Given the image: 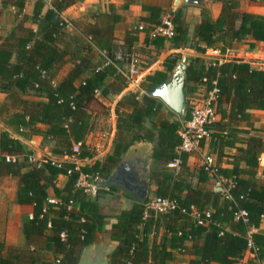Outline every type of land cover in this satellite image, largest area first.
Returning a JSON list of instances; mask_svg holds the SVG:
<instances>
[{
    "label": "trees",
    "instance_id": "trees-1",
    "mask_svg": "<svg viewBox=\"0 0 264 264\" xmlns=\"http://www.w3.org/2000/svg\"><path fill=\"white\" fill-rule=\"evenodd\" d=\"M76 1L54 0V7L43 15L44 3L38 0L33 14V21L39 25L36 31L25 25L23 11L26 0H3L4 7L11 3L21 18L9 35H0V90L8 91L10 99L1 112H7L8 125L21 132L28 130L31 134H39L45 140H55L56 154L93 160L96 152L87 145L86 135L92 118L90 106L97 99L95 90L101 89L102 97L111 94L120 97L113 152L103 159L83 164L80 170H75L76 164L71 161L62 167L50 163L41 167L30 165L27 161L31 152L25 150L21 140L10 136L7 131L1 133L0 176H18L17 201L33 206L34 217L25 221L24 233L32 240L45 237V246L41 249L53 253V257L48 259L39 250L35 251L38 256L32 254L30 264L37 261L40 264H77L83 248L102 239V236L118 243L111 255V264H180L176 261L175 251L189 256L191 264H238L249 249L250 240L258 248L256 257L263 259L264 233H249V227L242 220L235 219V212L247 210L248 218L255 226H259L264 217V181L256 179L264 141L255 135L238 137L240 122L251 119L250 110L264 109V69L252 67L250 62L242 59L207 66L202 56L190 58L189 92L197 91L206 76L210 80L217 79L220 87L218 111L221 118L209 125L212 147H219L220 156L226 147L235 148V152L228 155L232 158L229 161L231 167H223L218 161L219 174L234 182L231 197L209 187L210 176L202 166L198 169L199 184L194 187L189 181L194 173L187 163L188 153L181 155L182 169L178 174L167 168V164L178 156L176 147L181 142L179 130L183 121L178 115L172 118L171 110H167L157 97L144 94L137 99L136 93L122 95L126 78L118 67L123 68V61L115 59L116 50L119 45L125 52L134 49L141 30L138 27L126 30L123 42L118 43L115 26L121 15L113 6L110 12H92L66 21L62 12ZM221 1L223 8L217 19L211 17L209 9L203 8V18L195 26L190 45L189 28L183 19L182 8L171 10L176 26L175 36L170 40L174 47L189 46L204 54L209 48L224 50L245 35L264 40V16L240 11L237 0ZM143 9L146 14L141 20L148 30L161 22V6L144 4ZM70 24L78 36L70 34ZM166 41L162 36L146 38L147 44L157 47H163ZM220 43H223L222 47ZM99 51H104L112 62H106V57L100 56ZM15 55L17 58L13 60ZM181 55L175 53L167 57V71L147 75L142 88L148 92L160 84ZM70 60L72 67L57 79L60 70ZM55 78L58 80L56 86L52 83ZM188 102L186 119L192 107L190 100ZM38 124H44L45 128L38 127ZM143 139L156 144L152 166L155 195L175 198L181 208L163 215L151 213L144 218L145 203L139 202L122 186L110 184V190L101 189L99 195L120 196L121 193L134 202L128 208L116 207L115 213H105L98 195L93 197L76 188L80 171L107 177L128 147ZM75 142H81L79 152L73 150ZM24 153L25 159L20 161L18 156ZM7 154L17 159L8 160ZM61 174L68 176L62 187L57 184ZM52 195L59 198V203L47 202ZM191 205L202 210L210 209L209 223L199 225L181 210ZM110 218L116 221L110 224ZM161 226L165 227V233L158 241L157 233ZM62 232L66 233L65 237ZM152 233L154 239L150 242ZM187 241L191 244L188 245ZM3 247L0 242V264H18L13 259L20 255L12 256L13 259L4 256L1 253Z\"/></svg>",
    "mask_w": 264,
    "mask_h": 264
},
{
    "label": "crops",
    "instance_id": "crops-1",
    "mask_svg": "<svg viewBox=\"0 0 264 264\" xmlns=\"http://www.w3.org/2000/svg\"><path fill=\"white\" fill-rule=\"evenodd\" d=\"M38 0H26L23 14L26 16L25 25L38 30L39 25L33 21L34 9ZM44 3V8L42 14L45 15L50 9H52L54 0H42ZM175 1V0H174ZM144 4L159 5L163 8V12L169 11L167 0H77L75 4L67 8L62 12V16L68 20H74L80 18L83 15H87L92 12H110L113 6L117 13L121 15V20L117 22L115 26V37L118 43L123 42L125 32L128 29H134L142 24L141 17L146 14L143 9ZM174 6H172V9ZM183 11V19L188 25L189 34L188 42L189 45L192 43L194 38V29L197 23L201 22L203 18V7L195 5H183L181 6ZM223 8V2L220 0H212L211 7L207 8L210 10L211 17L217 19ZM171 9V10H172ZM242 12H248L256 15L264 16V0H241L239 2V8ZM19 16L17 15V8L9 3L4 7L3 0H0V35L7 36L13 30L16 29L18 23L20 22ZM240 25V20L237 22V27ZM69 29V28H68ZM72 36H78L76 30H69ZM150 36L148 29L141 31L139 33V41L136 48L141 54V65L144 69L145 77L149 74H154L157 71H167L165 66V60L167 57L174 55L175 53L185 54L187 58L202 56L206 60H212L216 62H223L232 59H242L250 62L252 67L263 68L264 69V40L256 39L252 35H245L242 39L236 41L231 46H227L224 50L218 48H209L206 53L200 54L195 49L187 46L185 48H176L170 40L165 42L163 47H157L154 44H147L146 38ZM220 47L223 43L219 44ZM100 56L103 58L106 55L99 51ZM181 55V56H182ZM16 55L13 60H16ZM107 59V57H106ZM107 62V60H106ZM72 67L71 60L60 70L57 75V79L62 78ZM120 68V66H118ZM123 67L126 70V65L123 63ZM83 77L78 81L81 82ZM145 79V78H144ZM200 88L197 91L189 92V98L191 95H199ZM127 93V92H125ZM124 93V94H125ZM123 95V93H122ZM100 99H108L106 97L97 96ZM119 100V96H117ZM10 102L9 92L5 90H0V135L3 131H7L10 136L21 140L25 146V150H30V155L34 157L33 162L28 159L27 163L36 166V161L43 156H50L59 159H67L66 156H61L54 152V148L57 145L55 140L47 139L45 140L39 134H31V132L23 131L12 127L7 124V112H1L2 108ZM14 108L11 107V110ZM114 111V110H113ZM251 119L249 122L241 121L239 127L244 128L249 131L248 136L255 135L259 136L264 141V109H252ZM92 113V112H91ZM93 117V113H92ZM221 118V116H220ZM92 120V118H91ZM38 127L45 128L44 124H38ZM247 131V132H248ZM94 133L91 131L86 135L87 145L96 152L94 159L105 158L108 154L112 153L110 148L106 152H98L95 146L100 145L99 142L92 141ZM237 145H245L237 143ZM210 147H212V139L208 138L202 141L199 150L195 151L188 156V166L190 170L194 173V177L198 179V169L201 167V158L204 153H211ZM231 150L230 154L235 152V148H229ZM212 154V153H211ZM217 158V157H216ZM20 161L25 159V153L18 156ZM93 159V160H94ZM232 158L229 157L228 160L221 162L223 167H231L229 162ZM69 160V159H68ZM74 160V159H72ZM79 160V159H78ZM91 159H82L80 162L82 164L91 163ZM264 169V152L261 154L260 166L256 174V179L258 181H264L263 175ZM27 167L24 168V171ZM197 171V172H196ZM68 176L61 174L58 176L57 184L59 186H64L67 182ZM210 183H215L212 178L209 180ZM199 184V180H198ZM197 187V186H194ZM19 188V177L13 175H3L0 176V242L4 244L2 255L8 256L13 259L12 256L20 255L19 258H14L13 261L18 264H30L32 261L31 255L35 254L38 256V251L45 257H53L52 251L43 250L42 247L45 246V237L39 239H28L24 233V223L29 218V214L33 212V206L29 204H21L17 201V192ZM156 189V188H155ZM112 195V194H108ZM155 195V194H154ZM151 196V195H150ZM117 200L120 201L118 207L128 208L130 207L134 200L126 195L120 193L117 196ZM116 221L112 218L110 224ZM110 224L107 226L110 227ZM226 228L227 225H225ZM257 232H264V219L261 221ZM165 233V227L161 226L159 232L157 233V240L160 241ZM154 239V234H150L149 240L152 242ZM99 241V240H98ZM188 245L191 244L190 241L186 242ZM176 261L180 264H191L189 263V256L175 251ZM37 261L34 264H40ZM33 264V263H32ZM238 264H264V258L258 259L250 250H247L244 257Z\"/></svg>",
    "mask_w": 264,
    "mask_h": 264
},
{
    "label": "built area",
    "instance_id": "built-area-1",
    "mask_svg": "<svg viewBox=\"0 0 264 264\" xmlns=\"http://www.w3.org/2000/svg\"><path fill=\"white\" fill-rule=\"evenodd\" d=\"M65 19L66 21H69L67 18ZM70 26L71 24L69 27ZM138 28L139 30L143 31L147 28V26L146 24L142 23L138 26ZM148 32L151 37L162 36L167 40H171L176 33L173 13L171 11L162 13L161 22L152 25ZM102 52L105 54L104 51ZM115 59L123 61V63L126 65V70L124 67L119 68L126 78V87L122 93H136L137 99H141L144 94H148V92H146L141 86L145 78V73L141 65L140 51L135 47L130 52H125L124 48L119 45L116 50ZM107 62H112V60L107 57ZM205 63L207 66H210L215 64L216 61L206 60ZM43 75H46L45 71L43 72ZM202 81L203 82L200 85V91L199 95H197L196 101H192L191 98H189L192 104L191 113L189 118L183 121L179 130L181 142L176 147L178 156L167 164V168L176 174H178L182 169L181 155L183 153L192 154L199 150L202 141L211 138L212 130L209 128V125L219 120L221 116L218 111V98L220 93L218 80H210L206 76L202 79ZM52 83L54 86H56L58 80L55 78L52 80ZM95 94L96 96H101V89L97 88L95 90ZM60 102H63V99H61ZM71 105L73 108H75L74 102H72ZM66 127H69V125L66 124ZM80 146L81 142H75L73 144L74 152H79ZM6 157L8 160L15 161L17 159L16 156H11L9 154H7ZM66 158L67 159H59L50 156H43L38 159V161H36V166L41 167L44 164L50 163L52 165L62 167L64 163L71 161L76 164L75 170H80V167L83 165L82 162H80L81 159L78 160L76 156H66ZM29 160L33 162L34 157L29 155ZM201 160V166L205 169V171L208 172L210 178L213 179L216 184V188H219L221 191H223L227 197H231L230 190L234 186V182L232 179L219 174V166L216 156L211 153H204ZM259 161H261V156L259 157ZM71 172L72 170H69V173ZM100 178H102V176L99 174L94 175L80 171L75 186L76 188L82 189L94 197L99 194L101 189L106 191L110 190L108 185H98V180ZM59 201L60 200L58 197L52 195L48 198L47 202L49 204H57ZM180 208V203L175 198L151 195L145 201L144 218L149 217L151 213L163 215ZM181 210L188 213L199 225H206L209 223L212 215V211L210 209L202 210L196 205H191L189 208H182ZM29 217L33 218L34 212H31ZM235 219L242 220L249 227V233L257 232L260 226H255L251 223L250 219L248 218V212L245 209H239L236 211ZM49 226H51V222H49ZM62 236L65 237L66 233L62 232ZM257 249L258 248L256 247L255 243L250 240V247L248 250L257 256Z\"/></svg>",
    "mask_w": 264,
    "mask_h": 264
},
{
    "label": "water",
    "instance_id": "water-1",
    "mask_svg": "<svg viewBox=\"0 0 264 264\" xmlns=\"http://www.w3.org/2000/svg\"><path fill=\"white\" fill-rule=\"evenodd\" d=\"M212 0H175L173 11L183 5H195L210 8ZM189 60L183 54L175 63L167 77L148 94L159 98L179 118L184 121L189 104ZM156 144L154 141L143 139L132 143L124 152L113 172L98 180V185L117 184L129 193L135 195L139 202L145 203L152 193V166ZM118 243L111 240H99L86 245L77 264H111V255Z\"/></svg>",
    "mask_w": 264,
    "mask_h": 264
},
{
    "label": "rangeland",
    "instance_id": "rangeland-1",
    "mask_svg": "<svg viewBox=\"0 0 264 264\" xmlns=\"http://www.w3.org/2000/svg\"><path fill=\"white\" fill-rule=\"evenodd\" d=\"M168 1V8L167 10L171 11L172 6H174V0H167ZM221 1V0H220ZM226 1H231V0H226ZM240 2L241 0H237ZM223 2V1H222ZM74 27L71 25L69 27V30H73ZM75 30V29H74ZM189 57V63L191 61ZM106 98L108 99H100L97 98L93 103L91 104V112L93 113V117L91 120V131L94 133V136L91 138L92 141H95L96 143L99 142L100 145H96L95 149L97 150V153L99 152H106L108 151V148H110V151L114 150L115 147V138L116 134L118 131V115L116 112L117 109V103H118V98L117 96L114 95H108ZM197 95H191V100L196 101ZM165 104V103H164ZM167 110H170L166 105H165ZM114 110V111H113ZM170 116L172 118H176L177 114L173 111L169 112ZM239 132H238V137H248L249 131L238 127ZM248 131V132H245ZM210 151L212 154H214L218 160L221 162L226 161L229 159V154L231 150L226 147L223 152V156H220V149L219 147H210ZM107 153V152H106ZM197 172V171H196ZM190 183L192 186H198V179L197 177H191L189 179ZM210 188H213L217 191H221L219 188H216L215 183H210ZM155 194V185L153 184L152 188V193L151 195L153 196ZM98 199L101 205L102 210L105 213H115V208L120 205V201L117 200L116 195H108L105 193H101L100 195L98 194ZM112 221V218L109 219V222ZM102 239L100 240H110L104 236L101 237Z\"/></svg>",
    "mask_w": 264,
    "mask_h": 264
}]
</instances>
